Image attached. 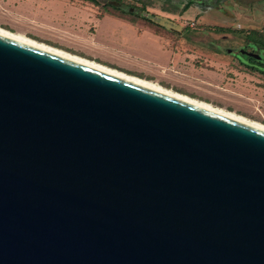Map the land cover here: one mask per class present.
Returning a JSON list of instances; mask_svg holds the SVG:
<instances>
[{
	"label": "water",
	"instance_id": "water-1",
	"mask_svg": "<svg viewBox=\"0 0 264 264\" xmlns=\"http://www.w3.org/2000/svg\"><path fill=\"white\" fill-rule=\"evenodd\" d=\"M0 264H264V130L0 33Z\"/></svg>",
	"mask_w": 264,
	"mask_h": 264
},
{
	"label": "rangeland",
	"instance_id": "rangeland-1",
	"mask_svg": "<svg viewBox=\"0 0 264 264\" xmlns=\"http://www.w3.org/2000/svg\"><path fill=\"white\" fill-rule=\"evenodd\" d=\"M232 2L218 6L222 12L215 10L216 15L224 20L233 17L234 23L225 22L230 28L264 32V0H249L248 6ZM183 3L170 8L167 1L151 0L147 6L137 7V15L167 20L166 30L185 24L186 28L192 24L212 27V12L183 7ZM103 7L91 2H76L71 7L67 0H0V27L264 126V82L229 68L221 56L201 55L199 49L189 50L180 42L175 48V44H166L167 38L158 37L159 43L151 26L142 22L126 26V19L123 23L112 9ZM201 15L205 16L199 19ZM198 56L211 59L212 66L198 63Z\"/></svg>",
	"mask_w": 264,
	"mask_h": 264
},
{
	"label": "flooded vegetation",
	"instance_id": "flooded-vegetation-1",
	"mask_svg": "<svg viewBox=\"0 0 264 264\" xmlns=\"http://www.w3.org/2000/svg\"><path fill=\"white\" fill-rule=\"evenodd\" d=\"M100 5L94 0H67L69 6H74L76 2H91L93 5L104 8L106 6L114 11L116 18L132 25H139V22L149 25V27L156 33L157 40L161 38H167L166 44L176 48L177 43L189 46L187 49L193 50L199 49L203 55L204 52H208L212 55L221 56L226 60V64L229 68L235 70L245 71L246 74L254 77L257 82H264V32L262 31H250L244 30L243 26L239 28H230L228 23H234L231 18L224 20L216 15V11L222 12V9L217 7L220 5H227L229 2L235 4L249 5V0H163L169 3L170 8H175L180 5V1H183V7L194 6L198 8L200 12H212L214 18L211 28L200 27L192 24L190 28H186L187 25H183L181 28L166 30L164 23L167 21H158L154 19L147 20L145 17L137 15V7L147 6L151 0H98ZM244 2V3H241ZM248 3V4H247ZM216 10V11H215ZM215 11V12H214ZM72 12V11H71ZM168 18L169 15H165ZM205 15L199 16V19L204 18ZM179 16L173 15L171 18ZM207 17V15H206ZM226 17V16H225ZM194 20V19H193ZM210 29V30H209ZM153 31V32H154ZM172 31L176 32L174 34ZM157 36V37H156ZM159 37V38H158ZM160 41V40H159ZM198 63L207 66H212V60L198 56Z\"/></svg>",
	"mask_w": 264,
	"mask_h": 264
},
{
	"label": "bare ground",
	"instance_id": "bare-ground-1",
	"mask_svg": "<svg viewBox=\"0 0 264 264\" xmlns=\"http://www.w3.org/2000/svg\"><path fill=\"white\" fill-rule=\"evenodd\" d=\"M0 33L4 34V35H7V36H10L12 38H15L17 40H20V41H23L25 43H28L30 45H33V46H36L38 48H41L43 50H46V51H49V52H52V53H55V54H58L60 56H63V57H66V58H69V59H72V60H75V61H78V62H81L83 64H86V65H89L91 67H94V68H97L99 70H102V71H105L107 73H110V74H113L115 76H118V77H121L123 79H126V80H129L131 82H134V83H137V84H140V85H143L145 87H148V88H151V89H154V90H157V91H160L162 93H165V94H168V95H171V96H174L176 98H179V99H182V100H185V101H188L190 103H193V104H196V105H199V106H202L204 108H207V109H210V110H213V111H216V112H219L221 114H224V115H227L229 117H232L234 119H237V120H240L242 122H245L247 124H250V125H253L255 127H258L260 129H263L264 130V126L260 125V124H257L255 122H251L249 121L248 119L244 118V117H241V116H238L234 113H231V112H228L224 109H221V108H215V107H212L211 105L205 103V102H202V101H199V100H196V99H193V98H190V97H187L185 95H182V94H179V93H176V92H173L171 90H168V89H164L162 87H160L159 85L157 84H154L152 82H149V81H146V80H143V79H140L138 77H134V76H130V75H127L125 73H122L120 71H117L115 69H111V68H108L106 66H103L99 63H96V62H93V61H89L87 59H83V58H80L78 56H75V55H72L70 53H67L65 51H62L60 49H56V48H53L51 46H48V45H45V44H42V43H39V42H36L24 35H21V34H18V33H12V32H9L5 29H2L0 27Z\"/></svg>",
	"mask_w": 264,
	"mask_h": 264
},
{
	"label": "crops",
	"instance_id": "crops-1",
	"mask_svg": "<svg viewBox=\"0 0 264 264\" xmlns=\"http://www.w3.org/2000/svg\"><path fill=\"white\" fill-rule=\"evenodd\" d=\"M123 23H124V22H123ZM125 25H126V26H129L130 24L128 25V23H127V24L125 23ZM129 27H132V26H129ZM156 40H157V39H156ZM157 41L160 43V41H159V40H157Z\"/></svg>",
	"mask_w": 264,
	"mask_h": 264
}]
</instances>
